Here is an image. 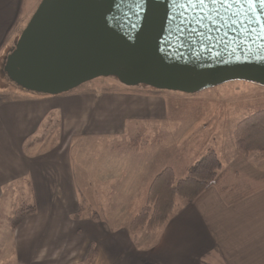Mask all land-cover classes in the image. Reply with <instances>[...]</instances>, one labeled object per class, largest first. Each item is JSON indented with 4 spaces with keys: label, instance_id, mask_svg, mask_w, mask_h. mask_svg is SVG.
Returning <instances> with one entry per match:
<instances>
[{
    "label": "crops",
    "instance_id": "crops-1",
    "mask_svg": "<svg viewBox=\"0 0 264 264\" xmlns=\"http://www.w3.org/2000/svg\"><path fill=\"white\" fill-rule=\"evenodd\" d=\"M23 2L0 0V49L19 27L18 42L38 8L22 20ZM7 93L0 101V202L4 191L16 186L19 192H12L7 204L12 209L17 203L37 206L29 217L37 230L26 239L11 230L8 221L0 227V264H63L67 247L57 241L63 235L77 241L69 255L81 254V264H87L95 238L103 239L97 240L95 264H264V158L242 159L236 170L223 164L230 174L224 186L211 187L193 203L178 202L169 223L147 245L133 239L137 234L110 222H130L131 211L147 204L152 183L165 169H159L152 152L156 144L125 151L116 144L103 152L105 167L98 172L102 186L88 184L91 170L84 174L89 177L85 181L73 166V139L123 137L135 122L152 119L144 117L147 98L123 90L100 96ZM99 103L113 112L111 131L89 130L92 119L87 113ZM74 124L85 129L73 133ZM90 190L102 191V199L87 197ZM27 191L34 192V201L24 199ZM56 191L62 196H55ZM138 236L147 235L141 231Z\"/></svg>",
    "mask_w": 264,
    "mask_h": 264
},
{
    "label": "water",
    "instance_id": "water-1",
    "mask_svg": "<svg viewBox=\"0 0 264 264\" xmlns=\"http://www.w3.org/2000/svg\"><path fill=\"white\" fill-rule=\"evenodd\" d=\"M5 73L57 97L115 78L194 94L234 81L264 87V6L246 0H42Z\"/></svg>",
    "mask_w": 264,
    "mask_h": 264
},
{
    "label": "rangeland",
    "instance_id": "rangeland-1",
    "mask_svg": "<svg viewBox=\"0 0 264 264\" xmlns=\"http://www.w3.org/2000/svg\"><path fill=\"white\" fill-rule=\"evenodd\" d=\"M41 2L42 0H24L21 19L24 20L27 12L36 10ZM18 28L12 31L9 40H6L0 49L2 50L0 52V101L4 100L3 98L7 99L5 97L9 95L7 92L11 93V95H15L16 93L23 94L24 92L11 82L4 71L7 57L17 45V42H15V39L17 40L16 35L19 31L21 32V29ZM122 90L146 97L147 101L144 104L148 105V107L144 117H150L152 119L135 122L133 128H129L123 137L108 136L101 139L98 137L73 139V166L76 168L78 176L85 181L89 177L85 179L84 174L91 170L88 184L102 186L99 178L101 176L98 175V172L101 173L105 167V155L103 152L110 151L112 146L116 144H119L116 146L119 151H125L127 147L126 143L137 138L139 133L145 134V138L147 139L155 140L153 145L156 144V146L152 152L155 153L159 169L171 167L179 178H185L187 176V173L184 172L187 166L194 165L202 156L211 151L216 153L218 151L219 154L217 155L221 157L219 159L222 160V164L235 170L244 162L242 159L258 158L257 154H250L248 157L241 156L239 154L241 147L238 144H240L241 140H247L246 136L251 131L250 119L258 115L257 113L264 111L263 86L244 81H234L218 87L208 88L198 93L185 94L181 92L158 91L144 86L131 89L122 85L115 78H107L85 83L63 96L85 92L96 93V95L100 96ZM156 98H160L161 100H157ZM87 115L90 120L92 119L91 124H89L91 125L89 130H93L94 128V130L103 128L104 130H102L105 132L113 130L114 127L112 124H108V122H114L115 120L112 116L113 112L108 110L103 103L95 105ZM106 123L108 126L105 125ZM82 129H85L83 125L74 124L73 133L76 130L80 132ZM126 161L131 167V161ZM113 168L115 171L119 170L118 165H115ZM250 168L251 171L255 170L252 166ZM12 192H19L16 186L6 189L2 197L4 202H0V204L2 203L0 205V227H4L8 221L11 230L22 233L19 235H24L26 239H32L33 236L31 238L29 237L33 233L35 234L37 225L29 217L37 211V206H35L34 213L26 215L21 224L12 226L11 217H13L18 208L23 207V205H18L17 203L18 206L16 205L12 209L8 205L10 200L9 196ZM55 193L57 197L62 196V191H56ZM23 195L24 199L27 196L26 198H29L30 201H34L35 196L33 191H27ZM81 196L84 195L81 194ZM102 196L103 192L100 190H90L89 194H87V197L94 200L102 199ZM105 197L106 194L104 193ZM19 198L16 199L18 200ZM6 200H8V204ZM178 202L187 203L182 199H179ZM24 207H27V205ZM141 211L132 210L133 219L130 222H110V224L115 228L118 226L124 227L125 230L137 234V237L133 236V239L135 241L139 239L144 240V243L148 245L150 240L154 241L157 238L159 230L164 228L168 223L164 227L153 230L143 227L131 231V223ZM141 231L147 235L145 238H139L138 235ZM62 237L58 238L57 241L60 242V247H67L66 253L61 257L63 264H73L75 261H77V264H81L83 261L81 254L75 255V257L69 255V249L73 251L76 245H78L77 241L73 237H66V235ZM97 240H100L101 243L103 241L102 238L94 239V242L91 244V252L85 260L87 264H95L97 261L98 254L95 249L100 245ZM48 242L49 239H46L47 244ZM35 254H37V249ZM45 258V262H48V254H46ZM31 264L35 263L31 261Z\"/></svg>",
    "mask_w": 264,
    "mask_h": 264
},
{
    "label": "trees",
    "instance_id": "trees-1",
    "mask_svg": "<svg viewBox=\"0 0 264 264\" xmlns=\"http://www.w3.org/2000/svg\"><path fill=\"white\" fill-rule=\"evenodd\" d=\"M257 114L250 119L251 122L249 121L251 131L246 136L247 140H241L240 144L237 141L241 147L239 150L241 156L257 154L258 158L264 157V111ZM137 136L127 143V147L137 149L155 141L145 138V134L139 133ZM229 175L214 151L208 152L194 165L188 167L185 178H179L173 168H165L152 183L147 204L131 223L130 230L135 231L143 227L153 230L164 227L173 217L179 199L193 203L211 187H223ZM24 204L11 217L12 226L21 224L26 215L34 213V205L26 204L27 207H24L26 206Z\"/></svg>",
    "mask_w": 264,
    "mask_h": 264
},
{
    "label": "snow or ice",
    "instance_id": "snow-or-ice-1",
    "mask_svg": "<svg viewBox=\"0 0 264 264\" xmlns=\"http://www.w3.org/2000/svg\"><path fill=\"white\" fill-rule=\"evenodd\" d=\"M188 2L189 3H193L194 0H188ZM198 2H199L200 5H204V4L209 3V2L215 4V3L218 2V0H198ZM221 2H225L226 3L227 0H221ZM237 2H239V0H237ZM246 2L254 4L256 2V0H246ZM259 2L261 3L262 6H264V0H259Z\"/></svg>",
    "mask_w": 264,
    "mask_h": 264
},
{
    "label": "bare ground",
    "instance_id": "bare-ground-1",
    "mask_svg": "<svg viewBox=\"0 0 264 264\" xmlns=\"http://www.w3.org/2000/svg\"><path fill=\"white\" fill-rule=\"evenodd\" d=\"M18 43V42H17ZM136 88H138V87H136ZM131 89H133V88H131Z\"/></svg>",
    "mask_w": 264,
    "mask_h": 264
}]
</instances>
